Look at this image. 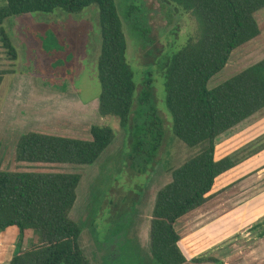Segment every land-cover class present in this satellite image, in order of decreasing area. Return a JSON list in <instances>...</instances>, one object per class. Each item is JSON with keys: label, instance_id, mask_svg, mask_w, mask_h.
I'll list each match as a JSON object with an SVG mask.
<instances>
[{"label": "rangeland", "instance_id": "obj_1", "mask_svg": "<svg viewBox=\"0 0 264 264\" xmlns=\"http://www.w3.org/2000/svg\"><path fill=\"white\" fill-rule=\"evenodd\" d=\"M142 1L149 29L147 41L136 34L129 20L123 16L121 20L126 58L138 83L137 91L145 72L150 71L154 104L163 120L161 145L144 172H138L128 158L137 103L125 129L119 126L117 118L98 113L97 62L102 42L98 6L92 4L77 13L55 9L51 13L11 16L2 24L17 56L10 59L0 40V71L4 72L0 83V170L80 174L69 216L82 227L79 243L90 264L149 261V225L155 194L171 179L170 169L199 150L185 146L171 131L163 68L158 63L159 57L175 53L196 35V20L174 3ZM115 2L124 15L131 0ZM4 3L2 0L0 6ZM255 18L259 35L231 52L224 68L208 81L209 89L264 58V9ZM92 125L110 126L115 137L91 165L27 163L15 159V144L22 133L88 140ZM257 149L260 151L218 178L234 179L226 188L218 190L222 183L216 182L204 205L175 222L182 249L187 247L195 257L205 256L211 251L207 245L214 241L217 248L207 256L222 259L226 264H264L261 228L256 224L257 231H251L250 238L243 233L232 235L230 230L225 232L228 218L223 220L220 216L238 204L246 207L248 203L262 201L264 109L218 136L214 159L228 154L241 159ZM241 163H245V169ZM34 238L39 240L38 234Z\"/></svg>", "mask_w": 264, "mask_h": 264}, {"label": "trees", "instance_id": "obj_2", "mask_svg": "<svg viewBox=\"0 0 264 264\" xmlns=\"http://www.w3.org/2000/svg\"><path fill=\"white\" fill-rule=\"evenodd\" d=\"M158 2L174 3L191 13L197 23L196 35L175 53L159 57L158 63L163 68L171 131L185 146L199 150L170 169V181L155 194L149 227L150 259L145 264H224L207 255L187 260L174 224L207 202L219 175L260 151L241 159L235 154L214 159L218 136L264 109V58L213 88L209 89L207 83L224 68L234 49L259 35L255 14L264 8V0ZM92 4L98 6L102 39L97 62L98 113L117 118L125 129L137 103L128 158L138 172H144L161 145L163 120L154 104L150 71L145 72L137 91L138 83L126 58L121 20V16L129 20L136 34L147 41L149 29L142 0H131L124 15L119 13L115 0H6L0 6V40L14 60L15 49L2 27L7 17L51 13L55 9L77 13ZM3 73L0 71V83ZM89 132L88 140L22 133L15 144V159L91 165L115 133L110 126L100 125H92ZM79 180L78 173L0 170V231L9 226L19 230L9 264H90L79 244L82 227L69 216ZM27 233L30 242L22 248Z\"/></svg>", "mask_w": 264, "mask_h": 264}, {"label": "crops", "instance_id": "obj_3", "mask_svg": "<svg viewBox=\"0 0 264 264\" xmlns=\"http://www.w3.org/2000/svg\"><path fill=\"white\" fill-rule=\"evenodd\" d=\"M0 2H2V0H0ZM4 4H6V0H5ZM242 164L243 163H241V166H242ZM244 164L242 166L243 169L246 168V165H244ZM238 166L239 165L237 164L236 166H234L231 169H235ZM230 170L222 173L221 175H219L215 179V182H214L212 189L209 193L210 195H211V192H213L214 187L216 186V182L219 181L222 183L218 189V190H220V189L226 188L225 186H227V184L230 181L234 180V179H218L219 177L228 173ZM260 203H262V204L258 205ZM260 203H258V204H255V202L254 203H248V205L246 207H243L242 204L241 205L238 204L236 206H233L231 209H228L224 214L220 215L221 218H223V220H226L228 218L229 223L226 222L225 232L230 230L232 235H234L235 233H237L236 235L243 233V236H246V234H248L247 237H249L252 234L251 231H257V230H255L256 224L258 225L257 227L261 228V230L264 232V196H263L262 201ZM219 219H220V217H219ZM223 220H222V222H224ZM217 221H218V219L215 222H217ZM215 222H210L209 224H211V225L216 224ZM220 224L221 223H219L218 225H220ZM230 224H232V226H230ZM260 224H262V225H260ZM228 225H229V227H228ZM258 230L260 231V229H258ZM211 238H212L211 236H206V239H211ZM18 239H19V230L15 226H9V227L5 228L4 230L0 231V264H9V261L13 255V253H14ZM259 240L260 241L262 240L264 242V234L260 237ZM29 242H30V233H27V235L24 236L22 239V243H21L22 248L27 247ZM213 243H214V241H213ZM213 243L211 245L210 244L207 245L208 249L211 250L207 254H209L210 252H212L213 250H215L217 248V247H215L216 244H213ZM81 249H82V247H81ZM183 252H184L187 260H190L191 258L195 257L194 255L190 254V251L187 247H183ZM221 261H223V260L221 259ZM224 264H226V263L224 262ZM236 264H240V263L237 262Z\"/></svg>", "mask_w": 264, "mask_h": 264}]
</instances>
